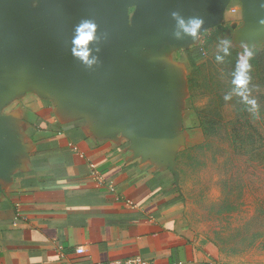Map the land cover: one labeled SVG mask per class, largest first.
I'll return each instance as SVG.
<instances>
[{"label": "crops", "instance_id": "crops-1", "mask_svg": "<svg viewBox=\"0 0 264 264\" xmlns=\"http://www.w3.org/2000/svg\"><path fill=\"white\" fill-rule=\"evenodd\" d=\"M95 10L0 0V264H219L180 184L203 133L191 57L218 31L263 44L264 0H130L88 68L71 39ZM173 11L205 19L199 42L175 39Z\"/></svg>", "mask_w": 264, "mask_h": 264}, {"label": "rangeland", "instance_id": "rangeland-1", "mask_svg": "<svg viewBox=\"0 0 264 264\" xmlns=\"http://www.w3.org/2000/svg\"><path fill=\"white\" fill-rule=\"evenodd\" d=\"M211 35L207 58L191 76L194 111L203 133L185 154L180 184L194 232L209 242L219 264H264V43L255 48L253 95L260 119L238 97L225 101L241 48L222 65L215 61L220 38Z\"/></svg>", "mask_w": 264, "mask_h": 264}, {"label": "clouds", "instance_id": "clouds-1", "mask_svg": "<svg viewBox=\"0 0 264 264\" xmlns=\"http://www.w3.org/2000/svg\"><path fill=\"white\" fill-rule=\"evenodd\" d=\"M175 22L173 36L176 40H183L185 37L191 38L193 43H197L203 35L205 19L201 16L185 17L179 11L171 13ZM98 24L91 19H83L75 26L71 39V53L75 59L88 68H93L100 62L99 53L101 51L98 38ZM234 42L229 38H220L216 46L215 61L218 65L225 63L226 58L232 55ZM241 50L236 58L235 68L231 73V88L225 92L223 99L231 101L233 97H238L240 102L246 106V110L253 119H260V104L253 95V90L258 86L252 83V60L255 55L254 46L247 43L241 44Z\"/></svg>", "mask_w": 264, "mask_h": 264}, {"label": "water", "instance_id": "water-1", "mask_svg": "<svg viewBox=\"0 0 264 264\" xmlns=\"http://www.w3.org/2000/svg\"><path fill=\"white\" fill-rule=\"evenodd\" d=\"M93 5L96 6L94 11L93 18L98 26V38H99V47H103L102 37L105 33L111 28V23L116 17V13L120 12L123 6L130 0H88Z\"/></svg>", "mask_w": 264, "mask_h": 264}, {"label": "built area", "instance_id": "built-area-1", "mask_svg": "<svg viewBox=\"0 0 264 264\" xmlns=\"http://www.w3.org/2000/svg\"><path fill=\"white\" fill-rule=\"evenodd\" d=\"M79 253L83 252L82 247L77 249ZM94 264H157L154 260L148 259L142 255L131 256L123 259H112Z\"/></svg>", "mask_w": 264, "mask_h": 264}, {"label": "trees", "instance_id": "trees-1", "mask_svg": "<svg viewBox=\"0 0 264 264\" xmlns=\"http://www.w3.org/2000/svg\"><path fill=\"white\" fill-rule=\"evenodd\" d=\"M198 58H200V56L198 57V56H192L191 57V63H192V65H193V68H194V70L195 71H197L199 68H200V66H198L197 65V59ZM200 125H201V127H202V124L200 123ZM203 128V127H202Z\"/></svg>", "mask_w": 264, "mask_h": 264}]
</instances>
